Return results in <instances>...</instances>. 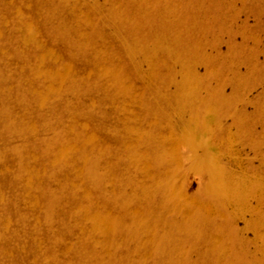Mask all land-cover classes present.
<instances>
[{
  "label": "rangeland",
  "instance_id": "1",
  "mask_svg": "<svg viewBox=\"0 0 264 264\" xmlns=\"http://www.w3.org/2000/svg\"><path fill=\"white\" fill-rule=\"evenodd\" d=\"M0 264H264V0H0Z\"/></svg>",
  "mask_w": 264,
  "mask_h": 264
}]
</instances>
